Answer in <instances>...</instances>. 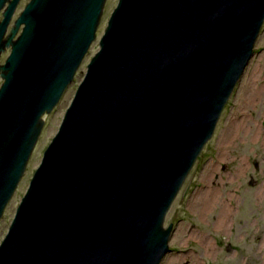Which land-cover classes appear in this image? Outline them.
I'll use <instances>...</instances> for the list:
<instances>
[{"label": "water", "instance_id": "water-1", "mask_svg": "<svg viewBox=\"0 0 264 264\" xmlns=\"http://www.w3.org/2000/svg\"><path fill=\"white\" fill-rule=\"evenodd\" d=\"M20 2L0 0V58L10 50L0 64V221L107 0H30L8 33ZM263 24L264 0H119L0 264H161L166 216Z\"/></svg>", "mask_w": 264, "mask_h": 264}, {"label": "rangeland", "instance_id": "rangeland-1", "mask_svg": "<svg viewBox=\"0 0 264 264\" xmlns=\"http://www.w3.org/2000/svg\"><path fill=\"white\" fill-rule=\"evenodd\" d=\"M118 1L107 0L96 41L60 103L43 117V132L0 221V244L44 151L84 80L88 64L99 51L100 38ZM29 2L22 0L13 21ZM9 51L2 54L0 64L5 63ZM2 82L0 78V87ZM170 224L174 226L170 251L161 264H264V24L253 57L225 106L212 139L166 216L164 227Z\"/></svg>", "mask_w": 264, "mask_h": 264}, {"label": "flooded vegetation", "instance_id": "flooded-vegetation-1", "mask_svg": "<svg viewBox=\"0 0 264 264\" xmlns=\"http://www.w3.org/2000/svg\"><path fill=\"white\" fill-rule=\"evenodd\" d=\"M21 2H22V0H21ZM21 2H20V4H21ZM20 4H19V5H20ZM27 4H28V3H27ZM25 7H26V6H25ZM18 8H19V6H18ZM18 8H17V9H18ZM16 12H17V11H16ZM21 13H22V12H21ZM0 19H1V17H0ZM13 19H14V18H13ZM15 20H16V19H15ZM15 20H14V21L12 20V22H11V24H10V27H9V30H8V33H9L10 29H11V26H13ZM20 31H21V30H20ZM9 53H10V51H9Z\"/></svg>", "mask_w": 264, "mask_h": 264}, {"label": "bare ground", "instance_id": "bare-ground-1", "mask_svg": "<svg viewBox=\"0 0 264 264\" xmlns=\"http://www.w3.org/2000/svg\"><path fill=\"white\" fill-rule=\"evenodd\" d=\"M253 14H254V11H253V13H252V16H253ZM250 15V14H249ZM243 17V16H242ZM248 18V17H247ZM250 19V18H249ZM252 19V18H251ZM241 25H242V27L245 29V22L243 21V19L241 20ZM248 26V28L250 27L249 25H247ZM217 200V199H216Z\"/></svg>", "mask_w": 264, "mask_h": 264}]
</instances>
